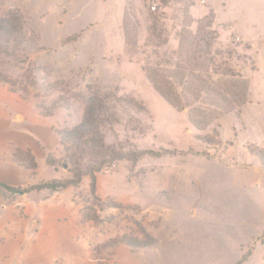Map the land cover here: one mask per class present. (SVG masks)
Masks as SVG:
<instances>
[{
	"label": "rangeland",
	"instance_id": "obj_1",
	"mask_svg": "<svg viewBox=\"0 0 264 264\" xmlns=\"http://www.w3.org/2000/svg\"><path fill=\"white\" fill-rule=\"evenodd\" d=\"M160 13L167 45L145 47ZM0 21L22 40L0 35V264H264V0H0ZM144 51L182 65L201 98L166 103ZM225 90L233 110L197 130L189 114H218L208 99ZM90 103L122 159L94 196L87 175L45 187L70 178L56 131Z\"/></svg>",
	"mask_w": 264,
	"mask_h": 264
},
{
	"label": "trees",
	"instance_id": "obj_2",
	"mask_svg": "<svg viewBox=\"0 0 264 264\" xmlns=\"http://www.w3.org/2000/svg\"><path fill=\"white\" fill-rule=\"evenodd\" d=\"M146 26L145 47H164L167 45L166 29L163 26L165 15L150 14ZM17 27L8 25L5 21H0V35L5 36V40H13L16 43H21L19 38L20 32ZM17 37V38H16ZM74 38V37H73ZM153 52L145 54L143 72L147 81L150 83L153 90L171 107L177 111H181L187 107L186 93L192 90L197 100L201 98L202 90L196 89L193 82L194 75L190 76L182 65H177L175 69L169 68L168 64L170 56L167 59H161L156 56L153 59ZM166 58V57H165ZM192 77V78H191ZM191 78V80H190ZM201 86H207V83L201 81ZM198 86V85H197ZM231 92L225 90L217 94V98L223 100V104H216L212 99H208L211 105L219 110L218 114L215 110H210L209 116L204 114L199 107L196 108L197 116L189 114V120L192 125L198 129H204L212 119L217 118L222 113H228L233 110V102ZM130 103V102H126ZM243 103V102H242ZM108 113V108L103 104L90 103L87 105L82 121L67 132L56 131L59 138V145L64 151V160L70 167L68 172L71 173L70 178L63 182H54L46 184L52 190L64 189L68 186H76L81 182L82 177L88 176L90 179V191L94 196L96 192V177L95 173L100 171L104 166H107L115 161L122 159L121 155L115 150L103 143L100 130L104 124L105 114ZM221 113V114H219ZM208 117V118H207ZM260 160L264 161V151L257 152ZM11 162L24 170L33 173L36 170L35 157L32 151L28 148H14L11 153ZM0 188L12 189L4 184H0ZM96 197V196H95Z\"/></svg>",
	"mask_w": 264,
	"mask_h": 264
},
{
	"label": "built area",
	"instance_id": "obj_3",
	"mask_svg": "<svg viewBox=\"0 0 264 264\" xmlns=\"http://www.w3.org/2000/svg\"><path fill=\"white\" fill-rule=\"evenodd\" d=\"M207 0H199L200 4H204ZM151 9L154 11L156 9L155 4L152 5ZM237 41V39H235Z\"/></svg>",
	"mask_w": 264,
	"mask_h": 264
}]
</instances>
